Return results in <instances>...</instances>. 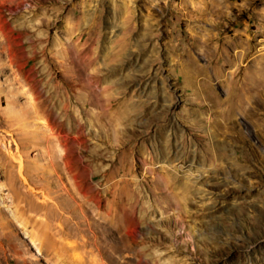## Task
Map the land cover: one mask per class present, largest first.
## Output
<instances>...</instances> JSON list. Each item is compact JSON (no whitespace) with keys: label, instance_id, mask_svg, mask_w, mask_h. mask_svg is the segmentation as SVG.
<instances>
[{"label":"rangeland","instance_id":"obj_1","mask_svg":"<svg viewBox=\"0 0 264 264\" xmlns=\"http://www.w3.org/2000/svg\"><path fill=\"white\" fill-rule=\"evenodd\" d=\"M0 264H264V0H0Z\"/></svg>","mask_w":264,"mask_h":264},{"label":"bare ground","instance_id":"obj_2","mask_svg":"<svg viewBox=\"0 0 264 264\" xmlns=\"http://www.w3.org/2000/svg\"><path fill=\"white\" fill-rule=\"evenodd\" d=\"M35 1V0H34ZM83 1V0H82ZM81 2V1H80ZM80 4H83V3H80ZM87 4V3H86ZM85 5V4H84ZM94 36H92V37H90V38H93ZM88 39V40H86V41H84V43L82 44V45H84V46H86V48L84 49V50H88L89 49V45H90V43L89 42H91V39ZM79 41H82L81 40V38L79 39ZM96 42V41H95ZM92 47V46H91ZM93 50V49H92ZM91 50V51H92ZM90 53V52H89ZM261 80V79H260ZM251 81V80H250ZM256 83V82H255ZM73 85H77L76 83L74 84V83H72ZM254 86V85H253ZM81 88H84V89H88V87H84V86H82ZM88 94H90V97H88L90 100H89V102H90V105L92 104V105H94V101H92L91 99H92V93L91 92H89ZM87 94V95H88ZM45 95V94H44ZM40 96V95H39ZM48 96V95H47ZM49 98V97H48ZM45 102V101H44ZM43 104H45V103H43ZM62 104V103H61ZM57 105H59V104H57ZM96 105H97V103H96ZM95 105V106H96ZM54 106V105H53ZM66 106V105H65ZM99 108V107H98ZM61 109V108H60ZM66 110V109H65ZM58 111H60V110H58ZM107 109H105V113L106 114H108L107 112ZM68 112V111H67ZM16 112H14V114H15ZM71 113V112H70ZM62 115V114H61ZM245 115V114H244ZM63 116V115H62ZM68 117H70V116H68ZM14 118H15V116H14ZM101 118V117H100ZM61 120V119H60ZM67 122H68V120H67ZM103 122H105V121H103ZM61 124V123H60ZM63 124V123H62ZM68 124V123H67ZM64 126V125H63ZM109 126H111V125H109ZM103 127H104V125H103ZM69 128V127H68ZM64 129V128H63ZM73 129V128H72ZM69 130V129H68ZM74 130V129H73ZM74 132V131H73ZM72 132V133H73ZM79 132V131H78ZM78 132H76V133H78ZM32 135V134H31ZM38 135V134H37ZM73 135V134H72ZM78 135V134H77ZM27 136V135H26ZM30 136V135H29ZM28 136V137H29ZM39 136V135H38ZM35 137H37V136H35ZM42 137H43V135H42ZM48 137V136H47ZM31 138H32V136H31ZM34 138V137H33ZM45 138V137H44ZM73 138V137H72ZM28 139V138H27ZM35 139V138H34ZM30 140V139H29ZM35 140H37V139H35ZM47 140H49L48 138H47ZM75 140V139H74ZM42 141V140H41ZM51 141V140H50ZM47 143V142H46ZM48 144V143H47ZM51 144H52V141H51ZM55 152V151H54ZM120 152V151H119ZM57 153V152H56ZM118 153V152H117ZM64 157V156H63ZM65 158V157H64ZM57 159H60L59 158V156L56 154H54V157L52 158V161L54 160V164L56 163V162H58V161H56ZM51 160V159H50ZM63 161L65 160V159H62ZM63 161L61 162V160H60V162L61 163H63ZM67 163L69 162L68 161V158H67ZM59 163V162H58ZM115 164V163H114ZM58 165V164H57ZM66 165V164H65ZM120 169V168H119ZM120 171V170H119ZM118 172V171H117ZM101 173L102 174H104L105 175V173H106V170H103V171H101ZM87 180V179H86ZM91 180V179H90ZM123 180V179H122ZM118 182H120L121 183V181L119 180ZM125 182V181H124ZM84 183V182H83ZM123 183V182H122ZM88 184V185H87ZM86 185H87V188H86V186H85V188L86 189H88L89 190V192H90V186H91V184H89V183H87ZM131 185V184H130ZM97 186V185H96ZM91 193V192H90ZM99 194V193H98ZM104 194V193H103ZM98 197H99V195H98ZM109 197V193H107V192H105V194H104V196H102L101 195V199H100V201L103 199V198H108ZM100 198V197H99ZM99 200V199H98ZM105 200V199H104ZM107 200V199H106ZM101 203V202H100ZM112 213H113V215H115L117 218H119V217H121L122 216V214L124 213L123 212V200L119 197L118 198V200H117V203H116V205H115V208H114V210L112 211Z\"/></svg>","mask_w":264,"mask_h":264}]
</instances>
